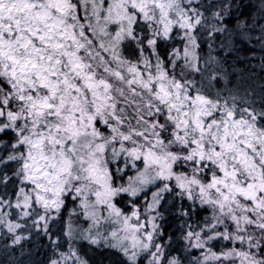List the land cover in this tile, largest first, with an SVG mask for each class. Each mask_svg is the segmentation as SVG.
<instances>
[{"label": "snow or ice", "instance_id": "1", "mask_svg": "<svg viewBox=\"0 0 264 264\" xmlns=\"http://www.w3.org/2000/svg\"><path fill=\"white\" fill-rule=\"evenodd\" d=\"M0 264H264V0H0Z\"/></svg>", "mask_w": 264, "mask_h": 264}]
</instances>
